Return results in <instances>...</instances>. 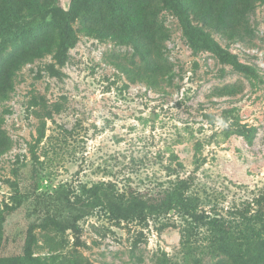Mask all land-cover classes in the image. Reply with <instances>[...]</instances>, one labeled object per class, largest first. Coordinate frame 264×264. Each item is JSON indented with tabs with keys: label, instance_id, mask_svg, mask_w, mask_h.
<instances>
[{
	"label": "rangeland",
	"instance_id": "1",
	"mask_svg": "<svg viewBox=\"0 0 264 264\" xmlns=\"http://www.w3.org/2000/svg\"><path fill=\"white\" fill-rule=\"evenodd\" d=\"M80 1L0 0V25L63 6L76 38L63 51L48 19L0 39V256L20 254L48 207L67 213L65 190L75 199L102 182L124 198L180 184L219 215L264 200V0H179L188 27L166 0H83V16ZM159 28L168 72L155 87L121 65L145 60L135 34ZM181 215L114 221L97 208L64 232L36 228L35 255L217 264L206 239L182 243Z\"/></svg>",
	"mask_w": 264,
	"mask_h": 264
},
{
	"label": "trees",
	"instance_id": "2",
	"mask_svg": "<svg viewBox=\"0 0 264 264\" xmlns=\"http://www.w3.org/2000/svg\"><path fill=\"white\" fill-rule=\"evenodd\" d=\"M166 1L179 12L188 27L190 22L179 0ZM86 5L87 2L80 1L78 10L81 12L78 15L85 14ZM38 15L40 14L36 13L32 17L2 21L0 39L20 34L39 20L50 19L56 22L61 29L63 51L75 43L76 38L70 25V10L63 6H55L45 17L39 19ZM189 29L190 34L193 35V31ZM165 36V28L153 29L146 33L139 31L135 34L145 54V60L141 63L121 65L129 77L155 87L160 85V81L168 72V66L161 55L162 44L160 43ZM43 134L44 131L38 141L44 136ZM179 186L178 191L173 189L166 195L154 198L138 195L124 198L115 187L105 182L84 186L75 199L70 197L69 190H65V195H60L57 199L63 201L67 213L63 215L61 212L59 216L48 207L42 220L31 224L20 254L10 257L0 256V264H65L35 255L34 245L38 240L36 228L64 232L74 227L76 221L90 215L97 208L104 209L109 218L114 221L146 220L150 216H162L170 213L171 210H177L182 214L186 223L181 229V240L184 245L202 246L200 242L202 237L208 241L204 247L210 250L217 264H261L262 253L260 255L257 248L264 254V200L235 203L226 215L212 214L201 208L199 198L187 195ZM9 209L13 208L9 207Z\"/></svg>",
	"mask_w": 264,
	"mask_h": 264
}]
</instances>
